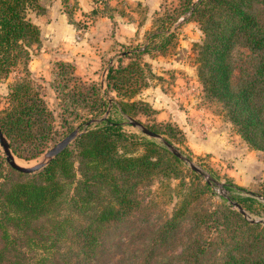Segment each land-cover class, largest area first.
Segmentation results:
<instances>
[{
	"label": "trees",
	"instance_id": "trees-1",
	"mask_svg": "<svg viewBox=\"0 0 264 264\" xmlns=\"http://www.w3.org/2000/svg\"><path fill=\"white\" fill-rule=\"evenodd\" d=\"M262 5L264 0L182 2L184 10L199 23L204 33L203 41L196 44L198 78L203 90L210 98L221 103L241 138L252 149L264 151ZM40 6L41 0H0V81L6 79L14 69L21 68L22 73L18 80L9 84L8 104L0 110V129L13 154L24 160L34 159L44 151L53 128L52 112L31 82L28 66L31 49L41 42L40 28L30 20L28 14L35 8L40 9ZM91 12L94 15L104 14L96 5ZM107 16L111 19L113 15L109 13ZM171 36H164L163 42L157 46L147 41L145 47L135 53L138 56L152 50L160 53ZM237 43L252 56L249 72L235 80L230 54ZM118 45L123 46L114 42L110 47L116 48ZM121 52L122 56L118 57L120 65L108 67L105 83L107 89L115 91L120 98L116 105L121 113L133 117L131 109L137 104L147 108L145 101L132 98L138 90L128 89L129 85L138 84L142 72L139 67L132 68L136 62L121 64L122 57H127L126 51ZM55 65L57 74H63L66 67L74 68L67 61L59 60ZM100 90V84L91 83L78 91L69 89L66 92L73 97V102H90L91 112H97L104 104L98 97ZM60 108L64 115L70 107L65 105ZM147 127L169 137L164 129H170V125L162 129ZM168 137L164 138L171 143ZM139 146L142 148L140 153L137 152ZM182 162L160 142L144 136L138 140L134 134L125 133L118 120L109 117L103 119L101 125L96 124L79 134L53 160L33 173L12 169L0 148V264L89 262L100 251V238L108 232L110 225L116 224L120 217L139 205L136 186L158 173L175 175ZM193 172L199 178L200 175ZM223 186L228 197L245 210L253 202L264 210V203L254 197H264V192L245 195L242 192L246 190L242 186L232 182L223 183ZM204 187L210 195L213 194L209 184L205 182ZM233 190L240 192L232 193ZM204 191V188H197L196 196ZM222 200L225 204L220 206L226 211L225 216L235 217L239 227L245 226L247 233H254L251 237L246 236L250 238V243H247V240L237 237L233 227L226 226L233 230L230 236L219 228L222 243L230 244L221 264H264V253L254 252V248L258 250L261 246L258 244L259 237L264 235V224L249 222L237 210L231 209L233 206L226 197H222ZM186 205L182 198L160 231L162 235L152 239L151 251L157 242L167 239L179 217L184 216ZM214 214L204 212L195 217V221L210 218L209 226L216 227L214 223L220 222V217ZM199 241L194 239V244L200 248ZM33 245L40 248L39 253H31Z\"/></svg>",
	"mask_w": 264,
	"mask_h": 264
},
{
	"label": "rangeland",
	"instance_id": "rangeland-1",
	"mask_svg": "<svg viewBox=\"0 0 264 264\" xmlns=\"http://www.w3.org/2000/svg\"><path fill=\"white\" fill-rule=\"evenodd\" d=\"M183 1L89 0L86 1L88 4L85 3L87 12H84L78 1L41 0L40 9L29 11L30 20L41 29V42L31 49L28 63L30 79L52 112L53 128L48 135L47 147L39 156L31 160L14 155L15 158L23 161L25 166L33 165L73 129L79 127L81 131L87 119L95 120L89 129L96 124L101 125L97 120L109 117L118 120L128 135L134 134L138 140L142 136L148 138L127 122L116 105L120 98L115 91H109L106 87L104 76L108 67L120 65L118 57L122 56L121 51H126L127 57H122L121 64L136 62L132 68L139 67L142 72L138 84L133 83L128 89L138 90L132 98L147 103V108L137 104L131 109L133 118L151 128L162 129L170 125V129H164L169 137L161 135L168 137L172 144L218 183L211 185L213 194L210 195L204 187L205 178H196L186 162L178 167L176 165L178 171L175 175L158 173L150 180L142 181L136 186L139 205L120 217L116 224L110 225L108 232L100 238V251L85 264H221L230 244L222 243L219 228L230 236L233 230L226 226L233 227L237 237L247 240V243H250V238L246 236L251 237L254 233H247L245 226L239 227L235 217L225 216L226 211L220 204H225L222 197L228 193L223 195L224 190L219 184L232 182L242 186L246 190L242 192L245 195L264 192V151L252 149L237 133L221 103L210 98L203 90L198 78L196 44L203 41L204 33L199 23L184 10ZM95 5L104 14H92ZM260 8L264 16V5ZM109 13L114 18H111L110 24L104 18H109ZM118 22L129 24L127 32L130 36L125 37L123 46L111 48L114 40L110 46H103L107 38L110 41L117 33ZM131 23L137 24L138 28H130ZM170 34L172 36L168 37L162 52L152 50L140 56L135 53L143 49L147 41L150 45H160L163 37ZM96 45L102 52L100 61L94 58ZM74 51L76 56H81L78 61L70 62L63 58ZM83 55H86L85 59H82ZM251 56L239 43L231 50L230 61L235 80L249 72ZM59 60L67 61L74 68L66 67L63 74H57L55 64ZM20 69H14L6 79L0 81V110L8 104L9 84L22 75ZM91 83L101 85L98 97L104 104L97 112H91L90 102H73V97L66 92L69 89L78 91ZM65 105L70 108L62 115L60 107ZM120 147L123 149L122 144ZM141 150L140 146L137 147V152ZM199 187L205 191L196 196ZM254 197L264 203L259 196ZM182 198L187 203L184 216L179 217L167 239L157 242L151 251L152 239L162 235L160 231ZM248 205L250 208L247 212L252 218L264 219V210L257 203ZM231 209L236 211L234 207ZM204 212H215L214 216L220 217V222L214 223L216 227L209 226L210 218L195 221V217ZM195 238L200 239V248L194 244ZM260 244L258 250L254 248V252L263 255L264 235L259 237ZM34 252L39 253L40 248L33 245L31 253Z\"/></svg>",
	"mask_w": 264,
	"mask_h": 264
},
{
	"label": "water",
	"instance_id": "water-1",
	"mask_svg": "<svg viewBox=\"0 0 264 264\" xmlns=\"http://www.w3.org/2000/svg\"><path fill=\"white\" fill-rule=\"evenodd\" d=\"M108 113V109L105 112ZM127 122L136 127L143 135L147 136L150 139H155L161 144H163L169 151H171L176 157L181 159L183 162H186L188 167L198 173L200 176L205 178V181L210 186L214 183L217 184V181L199 165H197L192 159L188 156L184 155L174 144L170 143L166 138H164L160 133L154 132L150 130L146 125L139 122L138 120L134 119L131 116L125 115ZM104 118L97 120L96 122H101ZM95 122L94 119H90L83 123V129L80 131V128L77 127L69 132L66 136H64L61 140L56 142L51 148H49L41 157L39 161L34 163L33 165L25 166L21 165L15 160V156L10 148V145L3 134L2 130L0 129V147L5 157L6 163L14 170L23 172V173H32L47 165L51 160H53L59 153H61L66 147H68L74 139L84 132L85 130L89 129L90 125ZM220 187L224 190L223 195L228 193L224 188L223 184H219ZM229 203L249 222L255 223L260 222L264 224L263 220H256L252 218V216L245 210L237 201H233L228 197V194L225 196ZM261 200L264 201V197H260Z\"/></svg>",
	"mask_w": 264,
	"mask_h": 264
},
{
	"label": "crops",
	"instance_id": "crops-1",
	"mask_svg": "<svg viewBox=\"0 0 264 264\" xmlns=\"http://www.w3.org/2000/svg\"><path fill=\"white\" fill-rule=\"evenodd\" d=\"M79 3H78V5H79V7H82V10L84 11V12H87L86 11V9H85V3H87V2H89V0H77ZM87 1V2H86ZM88 4V3H87ZM89 8H91V6H89ZM102 19H108V21H109V24H110V22H111V19H109V18H107V17H101ZM114 19V18H113ZM99 25H97V27H98ZM109 26V25H108ZM129 24L128 23H124V22H122V23H120V22H118V26L116 27V29H117V33H115V35L113 36V37H111V39H110V41H109V39L107 38V41H106V43H104V45L103 46H110L111 44H112V42H113V40L115 41V42H117L118 44H123L125 41H124V39H125V37H128V36H130V35H128V32H127V30L129 29ZM128 28V29H127ZM130 28H134V29H137L138 27H137V24L135 25L134 23H131L130 24ZM119 31V32H118ZM40 32H41V29H40ZM99 47V45H96L95 46V49H94V52H95V54H94V58H95V61H100L101 59H102V52H101V50L98 48ZM67 55V57H63L65 60H69L70 62H76V60L78 61V59L79 58H81V56L80 55H78V56H76L75 55V51L73 52V54H71V55H69V54H66ZM85 57H86V55H83V57H82V59H85ZM60 58H62V56L60 57ZM105 77V76H104Z\"/></svg>",
	"mask_w": 264,
	"mask_h": 264
},
{
	"label": "bare ground",
	"instance_id": "bare-ground-1",
	"mask_svg": "<svg viewBox=\"0 0 264 264\" xmlns=\"http://www.w3.org/2000/svg\"><path fill=\"white\" fill-rule=\"evenodd\" d=\"M15 160H16V162H18L19 164H24L23 161H21V160H19V159H17V158H15ZM24 165H25V164H24Z\"/></svg>",
	"mask_w": 264,
	"mask_h": 264
}]
</instances>
